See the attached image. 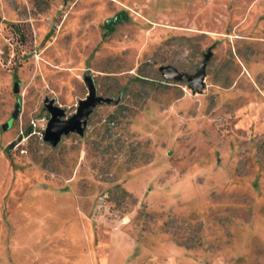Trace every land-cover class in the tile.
<instances>
[{
	"label": "rangeland",
	"instance_id": "obj_1",
	"mask_svg": "<svg viewBox=\"0 0 264 264\" xmlns=\"http://www.w3.org/2000/svg\"><path fill=\"white\" fill-rule=\"evenodd\" d=\"M0 264H264V0H0Z\"/></svg>",
	"mask_w": 264,
	"mask_h": 264
},
{
	"label": "water",
	"instance_id": "obj_2",
	"mask_svg": "<svg viewBox=\"0 0 264 264\" xmlns=\"http://www.w3.org/2000/svg\"><path fill=\"white\" fill-rule=\"evenodd\" d=\"M123 17L124 15L120 13L114 18L108 19L105 22L106 29L108 31H113L114 25H116ZM211 56L212 51L208 50L202 64L193 74L181 72L172 65L161 66L160 72L165 80L188 83L193 93H201L205 86L206 67ZM85 82L87 84L88 94L84 99L79 101L75 114L70 117H66L65 109L58 105L54 99H45L44 106L50 114V119L44 131L43 139L51 146L56 147L61 142L63 136H67L71 133L84 135L90 116L95 108L103 103L113 102L112 98L98 95L92 76H86ZM14 92H20V83L17 82L15 84ZM20 109L21 100L19 99L12 114V118L3 125L4 130H8L12 127L14 120L19 116Z\"/></svg>",
	"mask_w": 264,
	"mask_h": 264
},
{
	"label": "built area",
	"instance_id": "obj_3",
	"mask_svg": "<svg viewBox=\"0 0 264 264\" xmlns=\"http://www.w3.org/2000/svg\"><path fill=\"white\" fill-rule=\"evenodd\" d=\"M45 131V130H44Z\"/></svg>",
	"mask_w": 264,
	"mask_h": 264
}]
</instances>
